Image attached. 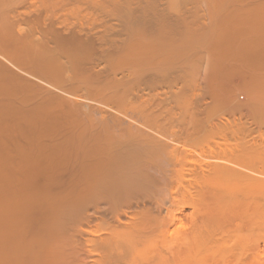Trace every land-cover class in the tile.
Returning <instances> with one entry per match:
<instances>
[{
    "label": "bare ground",
    "instance_id": "6f19581e",
    "mask_svg": "<svg viewBox=\"0 0 264 264\" xmlns=\"http://www.w3.org/2000/svg\"><path fill=\"white\" fill-rule=\"evenodd\" d=\"M263 134L264 0H0V264H229Z\"/></svg>",
    "mask_w": 264,
    "mask_h": 264
},
{
    "label": "rangeland",
    "instance_id": "374dc122",
    "mask_svg": "<svg viewBox=\"0 0 264 264\" xmlns=\"http://www.w3.org/2000/svg\"><path fill=\"white\" fill-rule=\"evenodd\" d=\"M253 124H251L250 125V127L252 128H254V126H252ZM252 128V130H254ZM255 130H257V128L255 129ZM254 135L256 134V133H254V132H252ZM259 133H260V131H259ZM258 133V131H257V134L256 135H258L259 134ZM262 133V132H261ZM264 135V134H263ZM264 137V136H263ZM263 142H264V140H263ZM187 208V207H186ZM185 208V209H186ZM188 210H186L187 212L189 211V207L187 208ZM186 222L185 223H187V219L185 220ZM186 225H188V223L186 224ZM256 233V234H255ZM263 233V232H262ZM262 233L261 234H258L257 232H253V233H250V235L248 236L249 238H248V242H247V239H246V242L247 243H245L246 245V247L244 248V247H241V250H240V248L238 249V245H237V249H235V251H236V254H235V251H234V254H231L233 257H231V258H233L234 260L233 261H230V260H232L231 258H230V260H229V264L231 263L232 264V262H233V264L235 263V264H242V261L244 260V264H264V234L262 235ZM253 234V235H252ZM255 235H259V236H255ZM263 237H262V236ZM261 236V237H260ZM254 241V242H253ZM251 244V245H250ZM254 244V245H253ZM244 248V249H243ZM239 250V251H238ZM260 250V251H259ZM263 254V255H262ZM260 255V256H259ZM259 257V258H258ZM262 257V258H261ZM236 258V259H235ZM258 258V259H257ZM241 259V260H240ZM257 259V261L259 260V263H257L255 260ZM262 259V260H261ZM245 260H246V262H245ZM252 260V261H251ZM248 261V262H247ZM263 263H262V262ZM256 262V263H255Z\"/></svg>",
    "mask_w": 264,
    "mask_h": 264
}]
</instances>
